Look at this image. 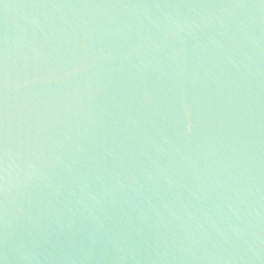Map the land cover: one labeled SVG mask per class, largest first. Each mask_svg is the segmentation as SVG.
Here are the masks:
<instances>
[{
	"label": "water",
	"instance_id": "obj_1",
	"mask_svg": "<svg viewBox=\"0 0 264 264\" xmlns=\"http://www.w3.org/2000/svg\"><path fill=\"white\" fill-rule=\"evenodd\" d=\"M0 264H264V0H0Z\"/></svg>",
	"mask_w": 264,
	"mask_h": 264
}]
</instances>
